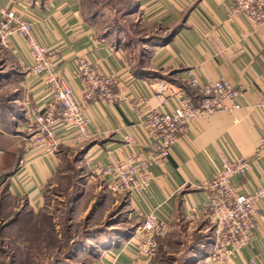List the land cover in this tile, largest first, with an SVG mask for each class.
<instances>
[{
	"label": "crops",
	"instance_id": "obj_1",
	"mask_svg": "<svg viewBox=\"0 0 264 264\" xmlns=\"http://www.w3.org/2000/svg\"><path fill=\"white\" fill-rule=\"evenodd\" d=\"M132 1L131 15L139 17L140 27L149 29L137 42H128L117 32L107 35L99 30L97 20L85 14L83 0H0V6L33 21L41 46L58 49L57 73L69 82L76 99L85 102L91 133L88 141L78 144L72 141V130L59 128L61 144L56 154L45 157L35 153L24 158L23 138L32 120L31 110L46 102V85L42 77L30 74L32 59L25 38L18 34L11 38L9 49L22 94L16 101L19 123L9 118L0 128V155L14 164L8 165L12 172L7 177V193L24 201L26 213L32 217L46 215V192L75 152L78 158L74 163L81 171L78 179L84 189L73 201L71 212L77 214L76 207L86 200L88 192L106 186L105 180L93 173L97 164L126 160L134 152L147 159L154 157L155 141L139 121L134 104L146 101L145 110H172L171 101L159 105L156 81L171 82L195 97L187 85L189 72L201 85L226 80L241 88L240 108L232 113L218 111L189 125L166 161L152 160L148 190L143 195H125L131 215L140 224L154 211L172 232L185 225L198 226L200 233L212 229L202 257L207 264H217L213 258L214 226L202 214L208 194L203 183L214 178L222 157H242L250 160L251 167L245 176L233 178V186L242 194L264 186V151L260 152L259 142L264 133V28L243 15L232 17L233 0ZM82 58L100 63L106 73L117 76L127 100L116 105L97 98L87 101L75 75V63ZM126 135L135 138L133 147L126 145ZM20 159L24 160L21 165ZM259 207L261 215L250 244L226 264H264V199ZM109 227L115 229L114 225ZM133 232L119 229L103 238L99 264H153L154 259L138 254Z\"/></svg>",
	"mask_w": 264,
	"mask_h": 264
},
{
	"label": "built area",
	"instance_id": "obj_2",
	"mask_svg": "<svg viewBox=\"0 0 264 264\" xmlns=\"http://www.w3.org/2000/svg\"><path fill=\"white\" fill-rule=\"evenodd\" d=\"M231 16L243 15L253 25L264 28V0H233ZM25 38L30 50L32 67L30 74L42 77L46 85V102L31 110L32 120L23 138L24 158L35 153L52 157L60 149L58 129L73 131L72 141L82 144L91 137L90 119L85 112V102H79L69 82L57 73L58 49L41 46L33 32V21L16 11L0 6V44L9 48L11 38ZM76 77L80 80L87 101L97 98L110 104H122L127 100L120 87V79L104 71L100 63H89L86 59L76 61ZM187 85L196 94L192 97L183 88L168 81H156L155 95L159 105L171 101L174 107L169 112L145 110L146 101L134 104L138 119L146 132L155 141L154 157L147 159L133 153L126 160L97 164L93 173L103 178L109 194L143 195L149 188L152 177V160L166 161L176 143L195 121L214 115L218 111L232 113L240 108L241 88L226 80L201 85L193 72H189ZM237 121V120H235ZM126 145L133 147L135 138L124 137ZM260 152L264 151V133L260 139ZM23 158V159H24ZM20 160V164L24 160ZM222 166L211 181L203 183L208 192L202 214L214 226V256L217 264L229 263L244 247L250 244L261 215L259 202L264 199V186L250 194H242L233 186L235 176H245L251 162L242 157H222ZM171 226L158 217L156 212L143 217V222L134 232L133 242L138 254L153 260L160 238L169 234Z\"/></svg>",
	"mask_w": 264,
	"mask_h": 264
},
{
	"label": "rangeland",
	"instance_id": "obj_3",
	"mask_svg": "<svg viewBox=\"0 0 264 264\" xmlns=\"http://www.w3.org/2000/svg\"><path fill=\"white\" fill-rule=\"evenodd\" d=\"M132 3V0H83L85 14L97 20L99 30L107 35L117 32L128 42H137L149 29L140 27L139 17L131 15ZM17 70L10 49L0 44V128L6 121L19 119L16 101L22 90ZM77 158L75 152L70 154L62 165L61 175L48 188L44 211L47 216L40 214L34 218L26 213L24 201L8 196L7 177L12 172L8 165L14 164L0 155V264H99V243L103 238L119 229L132 233L140 225L129 211L127 197L110 194L111 200L107 199L104 184L99 191L88 192L86 200L77 205V214L71 212L73 201L84 190L78 179L81 171L74 163ZM110 225L115 229H110ZM199 231L198 226L187 225L174 232L170 229L158 241L153 264H207L202 257L203 246L208 244L206 238L212 236L213 230Z\"/></svg>",
	"mask_w": 264,
	"mask_h": 264
},
{
	"label": "trees",
	"instance_id": "obj_4",
	"mask_svg": "<svg viewBox=\"0 0 264 264\" xmlns=\"http://www.w3.org/2000/svg\"><path fill=\"white\" fill-rule=\"evenodd\" d=\"M131 9H133V3H132V7H131ZM10 116V115H9ZM9 116H8V118H9ZM10 126L12 127L13 126V123H11V121H10ZM21 160V159H20ZM20 164V163H19ZM21 165V164H20Z\"/></svg>",
	"mask_w": 264,
	"mask_h": 264
}]
</instances>
